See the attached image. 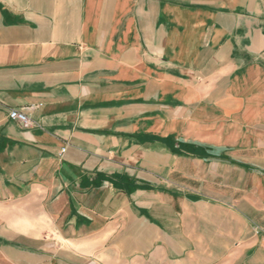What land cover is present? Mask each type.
I'll use <instances>...</instances> for the list:
<instances>
[{
  "label": "crops",
  "instance_id": "obj_1",
  "mask_svg": "<svg viewBox=\"0 0 264 264\" xmlns=\"http://www.w3.org/2000/svg\"><path fill=\"white\" fill-rule=\"evenodd\" d=\"M0 264H264V0H0Z\"/></svg>",
  "mask_w": 264,
  "mask_h": 264
},
{
  "label": "built area",
  "instance_id": "obj_2",
  "mask_svg": "<svg viewBox=\"0 0 264 264\" xmlns=\"http://www.w3.org/2000/svg\"><path fill=\"white\" fill-rule=\"evenodd\" d=\"M8 117L12 121H16L21 124V126L24 128H30L34 125L33 122L28 118V116L22 111L11 110L8 114ZM64 150L65 149L63 148L61 152H64Z\"/></svg>",
  "mask_w": 264,
  "mask_h": 264
}]
</instances>
